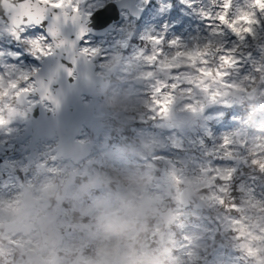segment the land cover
Here are the masks:
<instances>
[{"label": "rangeland", "instance_id": "obj_1", "mask_svg": "<svg viewBox=\"0 0 264 264\" xmlns=\"http://www.w3.org/2000/svg\"><path fill=\"white\" fill-rule=\"evenodd\" d=\"M169 1L170 0H155L154 5L149 7L148 9V19L140 22V28L138 29V31H136L135 39L138 38V33L141 34V38L156 36V34H159L164 38L162 45L154 46L153 44L149 43V45L153 46V51H156L158 49H162L163 51V55H161L162 58L160 60H150V62L153 61L163 63L165 61H177L180 62L181 65L188 66L189 62L185 58H175L176 53L180 51L188 52L195 49L197 46L203 48L209 42H211L212 44V55H215V49L221 46H225L226 48L231 49L235 48L236 44V48H238V52L236 53L237 57L239 53H241L242 55L247 54V56L251 55V59L248 60L251 61L252 59H257V56L264 55V52L261 51V49L264 48V29L258 28L257 38L253 40L251 37H249L243 43H241L235 36L231 35V33H227L225 36H215L210 34L212 30L208 28V22L202 19L199 15L200 9H203L205 11H212L213 14L215 13L216 10L213 8L211 0H192L195 5V7L193 8L187 7L186 4L182 2V0H176L177 2L174 6L173 0H171L169 6ZM100 2L103 1L88 0V3L85 5V10L91 12L94 8H97L100 5ZM235 2L236 5L239 6L242 3V0H235ZM80 5L81 12L83 13L84 3L80 2ZM262 22H264V20H262ZM127 23L130 24L131 21L129 20ZM133 29H135V25L131 27V30ZM119 32L127 35L129 30L125 26H122ZM40 35L42 34L39 30H34L28 38H35ZM24 38L27 39L26 37ZM174 39L180 41V47L170 46L169 42ZM92 48L101 49V43L99 41H94ZM136 50L138 49L136 48ZM212 55L208 57L209 61ZM262 60H264V58ZM200 66L205 67L210 71V63ZM239 68L240 69L238 70L233 69L234 72H231L224 79L214 81V85L218 89L220 95L215 103L210 104V108H213L216 105H228L231 109V112L236 110L231 118H238L239 113H242V107L240 106V103L242 101H252L253 103H255L253 100H256L257 102H259L258 99L254 98L257 97L260 92L264 93V62H247ZM257 69L260 70L257 71ZM135 74H137V71ZM152 77L155 76L152 75ZM208 78H213V76H210ZM236 80L244 82V85L239 88L236 87L238 85V83L235 82ZM112 87V94L114 95V98L121 97L125 99V97L121 96L120 93H127L126 89L120 86L118 89H116V85ZM237 90L238 92H236ZM260 105L263 106L264 103H261ZM102 110L107 111L104 109ZM15 111L16 113H18L17 116H22L26 112V107H24L23 109H15ZM243 111L253 114L259 113L252 119V126H257L259 131L264 133V106L261 109L254 108L253 106L244 107ZM230 134L233 140V133ZM53 142L54 141H51V144L48 145V147L46 146L47 148H49V150ZM11 146L12 144L9 146V148ZM20 164H22V162ZM60 165H64L66 166V168H68L67 164ZM16 166L17 165H14V167H12L10 165L4 164V162H0V170L5 171L7 168H9V174H12L14 172ZM66 171L68 170H63L62 174L60 175L58 174V172H46L44 175L41 174L40 177L43 176L44 180H54L58 176H63ZM89 173L93 175L95 185L101 182L102 177H98L94 171L89 170ZM9 174H5L3 177H0V187L3 186V184L7 181L6 179H4V177H8ZM78 174L81 175V173ZM71 176L73 179H76L77 173L70 174L69 177ZM242 177L245 178H242L239 186H241V188H243L244 190L245 201L244 205L241 206V208H247V210L251 212L253 209L259 207L260 203L263 200V197L260 194L264 193V178H255L252 180H248L246 177V173H243ZM103 181H106L105 178H103ZM66 185H68L67 181H65L64 187L61 190V194L66 195L67 193H69L73 202L76 203V201L79 199V194L78 198H76L72 192L68 191V186ZM90 185L91 183H84L81 191L79 192L86 193ZM154 185L158 188V192L153 195L152 200H150L149 198L145 200L146 197L144 196L141 198V200H145V203H147L146 208L149 211L150 206L151 210L154 211L156 204H158L159 202L162 204L164 200L167 201L169 191H174L175 194L178 193L177 188L170 187L160 180ZM120 187H122V185L118 184V188ZM108 189L110 190V188ZM41 195L42 203L46 211L48 212L49 217L53 219L52 223L47 224V228L51 229L52 227L54 228V226L58 227V230L52 228V235H54L53 240L55 242L59 234H68L67 231H65V227H67V221L66 219H62L60 217L62 210L60 208V200L58 198V195H54L53 191H47V189L45 188L42 189ZM136 196V193L133 191H127L124 195H121L118 192L114 193L109 191V195L106 198L94 199L92 204L86 206L84 213L91 214L93 217H99V223L102 226H105L107 228L111 227L110 229L105 228V230L109 231L111 234H114L112 226L117 227L119 225H124L123 235L119 239V243L116 246V251L112 255H105V253H103L101 256H98L97 252L93 249V259H95L98 264H156V255L149 248V246L145 243H137V240L140 238V229L137 226L135 227L134 225L137 223L136 216L138 214V207L140 203L136 200ZM114 199H120L122 201V207L125 209V214L123 217H116L115 221H113V225L111 226V218H113L114 216L111 214L110 218L107 217L105 213L109 214L115 210ZM204 199L210 207H215V205H218L221 197L216 196L215 198H213L212 196H208ZM75 207L79 209L76 204ZM8 209L10 210L9 206ZM23 211L24 207L21 209H15L13 213L16 216L15 218L24 219ZM194 213L201 219L195 220L193 227L186 235V242L183 243L182 250L173 256L172 264H197L194 260V257L196 258L198 256L199 250L205 246L206 239L208 237L207 235L209 234L211 227L220 226L221 224H223L224 227L229 225L231 228L237 230L238 234L233 237L231 241H226L225 244L220 247L217 258L215 259V261H211L210 264H264V238H262L264 237V230L258 229L256 227L257 220L252 221L253 218H247L241 221V219H239V224L237 223V225H235L232 221L228 220V217H223L220 212H217L215 210L205 211L198 204L196 206V209L194 210ZM205 214H211L215 217L208 218L207 216H204ZM24 221L30 224V221H28L27 218L26 220L24 219ZM4 223V213L0 212V236L3 234ZM257 237H259V239H257ZM45 238H48L46 232L43 235V239ZM113 244H111L110 247H112ZM248 248L261 249L259 258L250 257L248 254ZM184 250L185 252H183ZM61 261H59V264H61ZM14 263L42 264L40 262H37L35 259L23 257L14 260Z\"/></svg>", "mask_w": 264, "mask_h": 264}, {"label": "snow or ice", "instance_id": "obj_2", "mask_svg": "<svg viewBox=\"0 0 264 264\" xmlns=\"http://www.w3.org/2000/svg\"><path fill=\"white\" fill-rule=\"evenodd\" d=\"M84 3V12L81 15V7L78 0H19L18 9L22 14L21 23L14 27L13 30L9 32L16 41L26 42L28 45L29 54L35 57L37 60L42 58L47 59L54 55L52 48V41L55 39L56 33L52 29V21H60L62 18L65 22L75 23L77 19L81 21V26L79 28V34L76 36V41L80 49V55L85 57L96 58L100 57V49L90 48L87 46H80V42L84 45L88 44L85 37L89 34L88 22L92 19V13L85 10V5L88 0H80ZM187 7H195L192 0H182ZM213 8L216 10L213 14L212 11H205L203 9L199 10V15L202 19L208 22V28L212 31L210 34L215 36H225L227 33L235 36L241 43L245 42L249 37L253 40L257 38V29H264V0H242V3L237 6L235 0H211ZM0 19H4L6 22L11 23L9 16H0ZM47 23V35H40L35 38L25 39V33L29 29L34 28H44ZM18 28V30H17ZM151 44L162 45L164 38L161 36H148L144 37ZM170 46L180 47L179 40H172L169 42ZM60 47V45H57ZM238 48L228 49L225 46H221L215 49L218 54L217 58L219 60V66L214 70L215 75L220 77H226L230 74V70L239 67L241 60L237 57L236 53ZM264 52V48L261 49ZM219 53H223L220 55ZM3 55V53H0ZM163 55L162 49L155 51V54L149 57V60H159V57ZM212 55V44L209 42L203 48L197 46L195 49L184 52L180 51L176 53V59L181 57L185 58L188 62V66H192L197 69L201 76H211L213 71H209L205 67L200 65H207L210 63L208 57ZM18 58V54L17 57ZM251 59V55L248 57ZM67 63H61V67L64 69L68 80L75 82V70L77 67L76 61L66 60ZM70 64L71 67L67 65ZM185 65H181L183 67ZM166 67L171 68L175 73L179 71V67L173 65H166ZM260 69H257L259 71ZM37 72L36 70H33ZM2 79V77H0ZM22 79L27 82L33 80L34 78L30 75H24ZM10 87L16 89L19 87L18 83H11ZM176 85L173 84L172 88L175 89ZM182 87V85H181ZM31 88H22L19 94L30 93ZM158 93H162L163 89H157ZM171 95V94H169ZM154 103L157 107L164 105L163 111H167V105H165L162 100H155ZM228 106V105H225ZM8 123L7 120L0 117V127H3ZM228 145L227 138H225L224 143L221 147H226ZM231 156V152L227 153ZM223 158V157H222ZM235 169L228 172L226 176L217 177L223 181H231L233 179V173ZM221 204L224 201L221 199ZM233 211L237 210L238 206L233 203L231 206ZM241 238V237H238ZM259 239V237H257ZM261 249L248 248V254L250 257L259 258Z\"/></svg>", "mask_w": 264, "mask_h": 264}, {"label": "water", "instance_id": "obj_3", "mask_svg": "<svg viewBox=\"0 0 264 264\" xmlns=\"http://www.w3.org/2000/svg\"><path fill=\"white\" fill-rule=\"evenodd\" d=\"M18 2L19 0H0V16H9L11 23L8 24H20L22 20V14L18 9ZM118 5V4H117ZM113 8V12L117 11L119 8L116 5H111ZM123 5H120L122 7ZM107 17V14L104 15ZM56 45H60L57 47V62L61 64L66 58L72 55L75 52L76 45L73 43L72 40H63V41H56ZM58 88L60 89L53 95H51V100L55 101L53 104L56 107L60 106H67L71 104L73 106L72 110H62L57 115L51 117L53 124L56 127L66 129V137L60 144L59 150L63 154H67L70 152L69 148H65L68 141L72 140L75 131L77 128L76 122H83L87 120L88 116L91 114V109H84L79 101V97L83 93H90L91 92V82L88 80L87 76L80 75L78 78V82L76 86L70 87L69 83L65 80V75L60 73L58 77ZM60 95V96H59ZM57 96L58 99H57ZM64 101V102H63ZM76 102V103H75ZM68 114V115H67ZM56 117V118H55ZM58 117V118H57ZM64 119V120H63ZM70 119V120H69ZM73 123H71V122ZM75 121V122H74ZM70 122V123H69ZM30 129L26 131V135H32L35 139L41 135L43 130V123L39 120H34L33 122L29 123ZM35 130V131H34ZM34 132V133H33ZM36 132V134H35ZM35 134V135H34ZM36 139V140H37ZM69 139V140H68ZM35 140V141H36ZM34 144V143H33ZM32 144V145H33ZM35 157V153H32L30 156V161L32 158ZM25 230V228H22Z\"/></svg>", "mask_w": 264, "mask_h": 264}]
</instances>
